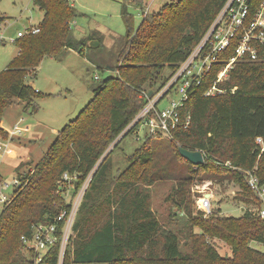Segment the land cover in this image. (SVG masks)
I'll list each match as a JSON object with an SVG mask.
<instances>
[{"label": "trees", "instance_id": "1", "mask_svg": "<svg viewBox=\"0 0 264 264\" xmlns=\"http://www.w3.org/2000/svg\"><path fill=\"white\" fill-rule=\"evenodd\" d=\"M224 2L177 0L142 18L137 38L132 41L133 52L125 64L93 89L94 97L61 129L58 140L31 170L32 175L18 173L17 179L26 184L0 214V264H58L59 243L38 263L28 251L25 258L18 246H23L20 237L33 223H49L62 208H67L53 205L59 201L56 189L64 172L76 174V190L86 177H91L76 211L62 264H264V250L250 246L252 241L264 246V219L251 211L258 200L241 173L233 169L256 166L255 174L264 182V60L237 59L228 77L218 83L225 91L205 96L204 91L233 54L231 48L223 51L220 61L213 64L187 101L186 109L191 115L187 128L175 129L163 137L145 134L141 145L128 156L127 167L115 178L110 177L109 157L98 162L109 143L132 133V129L124 130L145 105L144 94L155 93L168 81ZM33 4L43 12L38 23L40 31L15 39L18 53L0 72V121L14 98L26 102L32 99L35 89L26 82V76L45 56L63 47L77 50L84 43L74 42L68 34L66 21L77 17L69 0H33ZM124 21L128 36L131 18L124 14ZM164 69L170 71L167 76ZM112 85L116 89L106 91ZM142 85L147 90L141 95ZM233 87L236 89L231 92ZM256 137L262 138L263 151ZM178 146L202 151L205 163L192 165L180 155ZM174 157L184 160L188 169L184 176L172 174ZM213 163L231 173L242 187V215L220 218L218 209L203 228L230 247L227 258L221 257L204 238L194 240L200 250L183 253L177 234L163 228L149 207L148 187L158 180H176L173 196L179 197L177 204L192 230L195 223L183 201L181 187L194 179L193 174L207 170ZM62 225L59 222V230Z\"/></svg>", "mask_w": 264, "mask_h": 264}, {"label": "rangeland", "instance_id": "2", "mask_svg": "<svg viewBox=\"0 0 264 264\" xmlns=\"http://www.w3.org/2000/svg\"><path fill=\"white\" fill-rule=\"evenodd\" d=\"M176 1L69 0V6L77 17L66 21L68 34L74 42L84 43L77 50L63 47L58 53L45 56L35 71L26 76V82L35 89L32 99L26 102L14 98L12 104L5 109L0 121V141L5 142L0 151V177L11 184L4 190V194L14 195L15 186L12 182L18 177V173L32 175L31 170L58 140L61 129L75 119L94 97L93 89L104 78L115 75L116 68L125 64L133 52L132 41L137 38L142 18L150 17V14L158 12L165 4L172 6ZM124 14L131 18V33L128 36ZM0 15L4 17L0 33L7 37L5 44L0 46L1 72L18 53L17 43L12 39L16 38L18 31H24L30 25H38L43 12L33 4V0H0ZM91 40H96L98 46H89ZM169 72L167 69L163 70L166 76ZM142 88L144 89L139 93L141 95L147 90L145 86ZM113 89H116L114 85L106 91ZM172 95L176 96L174 90ZM168 105L169 101L164 98L158 107L165 108ZM19 118H22L19 126L26 130L20 135H12L13 125ZM139 134L140 139H135L133 133H128L121 139L118 136L104 149L98 162L109 157L111 178H115L127 167L128 156L141 145L143 131L140 130ZM174 158L176 160L173 165L176 167L172 174H187L184 160ZM214 174L218 177H212ZM193 176L191 182L181 187L183 201L187 204L191 221L195 223L192 230L189 229L190 223L188 224L184 210L177 204L179 197L174 199L173 196L176 180L166 178L148 187L149 207L163 228L177 234L183 253H190L195 248L200 250V245L194 240L204 238L221 257L227 258L231 255L230 247L223 239L204 229L212 213L218 209L220 218H238L242 215V187L232 178L231 173L214 163L207 170H199ZM58 184L64 186L60 181ZM203 192L206 197L213 193L209 213L198 208L201 202L199 197ZM250 246L264 250V246L258 242L252 241ZM18 249L25 258L28 257L23 246H18ZM206 264L212 263L206 261Z\"/></svg>", "mask_w": 264, "mask_h": 264}, {"label": "built area", "instance_id": "3", "mask_svg": "<svg viewBox=\"0 0 264 264\" xmlns=\"http://www.w3.org/2000/svg\"><path fill=\"white\" fill-rule=\"evenodd\" d=\"M3 22L0 21V28ZM39 31V25H30L24 31H18L16 38L36 34ZM6 39L7 37L0 33V46L5 44ZM229 48L232 49L233 54L217 72L214 83L204 91L205 96L225 91L218 87V83L228 77L229 70L237 59L246 57L251 61L264 60V0H225L200 40L178 65L168 81L155 93L149 94V91L144 94L145 105L124 132L132 129L135 139H140V130L143 131V136L149 134L163 137L171 135L175 129L187 128L191 118L190 111L186 109L189 97L202 84V80L210 72L213 64L220 61V54ZM235 89L236 87H233L231 92ZM172 90L176 96L172 95ZM164 98L169 101V105L159 108L158 104ZM21 120L22 118H19L13 125L12 135H20L26 130L19 126ZM256 142L261 145L260 151H263L262 138L256 137ZM3 146L5 142L0 141V151ZM233 169L241 173L246 184L257 197L258 201L251 211L264 219V182H260L255 174L256 166L253 169L239 167ZM90 177H86L76 190V174L64 172L59 179L64 186L58 184L56 194L59 201L58 203L54 201L53 205H67V208H62L49 223H33L29 231L21 235L23 247L31 253L35 263L40 262L49 249L59 243L58 264H62L65 248L72 234L71 226ZM12 183L15 186V193L26 184L17 178ZM10 184L11 182H6L0 177V214L15 195V193L12 196L4 194V190ZM209 195L210 197H206L203 192L199 197L201 202L198 205L200 210L207 213L211 210L213 193ZM59 222L63 223L60 230L58 229Z\"/></svg>", "mask_w": 264, "mask_h": 264}, {"label": "water", "instance_id": "4", "mask_svg": "<svg viewBox=\"0 0 264 264\" xmlns=\"http://www.w3.org/2000/svg\"><path fill=\"white\" fill-rule=\"evenodd\" d=\"M89 46L91 47H97L98 46V42L96 40H91L89 42ZM31 87L34 88L33 85H31ZM149 94H152V91H150ZM178 152L180 153V155L185 158L188 162H190L192 165L194 166H200L203 165L205 163L204 160V155L202 153V151L200 150H190L187 148H183L181 146H178Z\"/></svg>", "mask_w": 264, "mask_h": 264}, {"label": "crops", "instance_id": "5", "mask_svg": "<svg viewBox=\"0 0 264 264\" xmlns=\"http://www.w3.org/2000/svg\"><path fill=\"white\" fill-rule=\"evenodd\" d=\"M165 4V3H164Z\"/></svg>", "mask_w": 264, "mask_h": 264}]
</instances>
